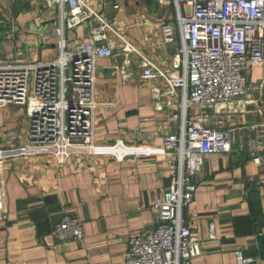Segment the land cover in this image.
Returning <instances> with one entry per match:
<instances>
[{"label": "crops", "instance_id": "0c3cea01", "mask_svg": "<svg viewBox=\"0 0 264 264\" xmlns=\"http://www.w3.org/2000/svg\"><path fill=\"white\" fill-rule=\"evenodd\" d=\"M105 13L112 25L145 54L166 67L172 43H163L159 19L167 6L156 0H88ZM116 3V8L111 4ZM40 0H0V61H45L55 52L59 6L39 8ZM170 8V7H167ZM169 15V13L167 14ZM14 26L10 30L8 22ZM80 23L63 28L67 46L85 36ZM129 73L123 78L119 69ZM141 62H126L122 55L95 62L94 96L104 104L92 114V139L98 145L116 140L149 146L151 151H130L120 159L107 152L76 153L56 165L43 154L8 155L0 162V264H123L126 238L132 231L157 222L150 201L168 181L162 155L161 131L172 130L177 110L162 99L155 109L149 93L150 80L140 81ZM247 96L233 99L209 117L233 128L235 140L227 153L203 157L194 176L192 198L181 210L182 222L199 241L191 264H234L233 249L264 264V65L246 71ZM228 104V103H227ZM207 113L211 114L208 110ZM144 118V120L142 119ZM25 140L23 107L0 103V147ZM257 155L258 162L252 157ZM73 160H81L76 167ZM71 213L81 221L83 239L58 240L51 226L61 214ZM212 225V237L208 226Z\"/></svg>", "mask_w": 264, "mask_h": 264}, {"label": "built area", "instance_id": "2783aa9c", "mask_svg": "<svg viewBox=\"0 0 264 264\" xmlns=\"http://www.w3.org/2000/svg\"><path fill=\"white\" fill-rule=\"evenodd\" d=\"M156 2L172 7L176 19V28L167 14L158 22L162 42L175 45L166 67L161 65L164 60L151 59L88 0H40L39 8L58 4L60 9L55 52L45 61L17 60L21 50L16 49L13 59L0 61V103L22 105L25 123V140L0 147V162L13 154H43L60 165L80 152H107L117 159L130 151L150 152L149 146H128L120 140L98 145L92 139L93 110L105 103L94 96L96 60L122 55L126 62L132 58L141 62L137 77L151 81L153 107L161 109L167 98V105L177 110L168 117L178 122L174 129L160 132L168 181L150 201L157 222L128 234L123 264H191L199 241L182 222L181 210L192 198L203 157L227 153L235 140L233 128L218 120L210 124L209 117L220 108L216 104L247 96V68L264 65V0ZM80 23L86 26L85 36L67 46L61 30ZM8 24V31L14 30L11 21ZM6 36L0 29V39ZM114 67L123 78L129 76L121 65ZM252 160L258 162L259 157ZM73 164L80 167L82 161ZM49 233L58 240L83 239L81 221L71 213L61 214ZM208 236L212 237L211 224ZM233 254L234 264L257 263L239 246Z\"/></svg>", "mask_w": 264, "mask_h": 264}, {"label": "rangeland", "instance_id": "374dc122", "mask_svg": "<svg viewBox=\"0 0 264 264\" xmlns=\"http://www.w3.org/2000/svg\"><path fill=\"white\" fill-rule=\"evenodd\" d=\"M157 9H162V11H164V9L166 10L167 9V14L169 13V21L171 22V24H172V26L174 27V28H176V19H175V15H174V11H173V8L172 7H170V9L169 8H167V7H162V8H158V6H157ZM224 104H227V103H224ZM23 107V106H22ZM220 109V108H219ZM207 111H208V109H207ZM211 111V110H210Z\"/></svg>", "mask_w": 264, "mask_h": 264}, {"label": "bare ground", "instance_id": "6f19581e", "mask_svg": "<svg viewBox=\"0 0 264 264\" xmlns=\"http://www.w3.org/2000/svg\"><path fill=\"white\" fill-rule=\"evenodd\" d=\"M230 106H231V103H228V104H216L215 108H219V107H225V108L227 107L228 108Z\"/></svg>", "mask_w": 264, "mask_h": 264}, {"label": "water", "instance_id": "95a60500", "mask_svg": "<svg viewBox=\"0 0 264 264\" xmlns=\"http://www.w3.org/2000/svg\"><path fill=\"white\" fill-rule=\"evenodd\" d=\"M95 72H96V70H95Z\"/></svg>", "mask_w": 264, "mask_h": 264}]
</instances>
